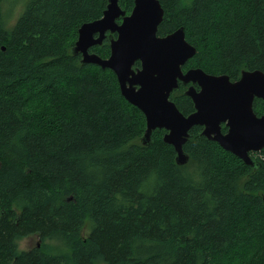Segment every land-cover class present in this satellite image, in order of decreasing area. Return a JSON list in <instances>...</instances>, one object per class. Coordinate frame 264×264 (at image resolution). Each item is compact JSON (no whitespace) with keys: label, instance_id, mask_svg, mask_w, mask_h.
Wrapping results in <instances>:
<instances>
[{"label":"trees","instance_id":"trees-1","mask_svg":"<svg viewBox=\"0 0 264 264\" xmlns=\"http://www.w3.org/2000/svg\"><path fill=\"white\" fill-rule=\"evenodd\" d=\"M7 1L0 0V264H264V149L250 153L259 165H248L201 126L184 145L185 165L164 129L144 145L145 115L123 97L116 74L72 52L82 25L101 19L108 0H26L13 25ZM134 2L119 4L130 14ZM160 2L158 36L183 27L197 49L184 71L232 81L244 70L264 72V0ZM90 52L108 58L109 38ZM186 90L180 83L171 100L189 115L195 105ZM254 110L263 115L264 100ZM30 235L68 247L20 251L18 239Z\"/></svg>","mask_w":264,"mask_h":264},{"label":"water","instance_id":"water-1","mask_svg":"<svg viewBox=\"0 0 264 264\" xmlns=\"http://www.w3.org/2000/svg\"><path fill=\"white\" fill-rule=\"evenodd\" d=\"M119 1L108 0L101 19L82 25L72 52L82 55L83 64L116 74L123 97L145 115L142 143L149 145L155 130H166L164 142L175 148L177 164L185 165L189 155L184 145L190 131L201 126L209 140L256 166L258 162L250 153L264 149V115L256 114L254 101L264 100V72L244 70L238 80L232 81L226 74L214 75L201 68L184 71L197 49L187 41L183 27L158 36L165 14L160 0H135L129 15ZM107 38L111 45L108 58L90 52ZM137 62L141 68H135ZM180 83L189 85L185 94L195 105L189 115L171 100Z\"/></svg>","mask_w":264,"mask_h":264},{"label":"rangeland","instance_id":"rangeland-1","mask_svg":"<svg viewBox=\"0 0 264 264\" xmlns=\"http://www.w3.org/2000/svg\"><path fill=\"white\" fill-rule=\"evenodd\" d=\"M25 1L26 0H16L15 2H13V0H10V3L7 1V6H9L10 10L13 9L12 10L13 15L11 16L12 20L10 21L11 25L15 24L17 22L18 18L20 17V15L22 14V12L25 8V3H26ZM120 19L122 20V18H120ZM120 19L118 21H120ZM188 87H187V89H188ZM88 225H89V221H87V224H86V228H85L86 232L89 231ZM37 245L38 246L43 245V247L49 253H53V254L61 253L64 250H66V248L68 247V243L66 241H64L63 239L56 238V237H54V238L50 237V238H46L43 240V239H41V237L39 235H30V236H26V237H20L18 239V247H19L20 251L31 249ZM98 264H102V262L98 263Z\"/></svg>","mask_w":264,"mask_h":264},{"label":"flooded vegetation","instance_id":"flooded-vegetation-1","mask_svg":"<svg viewBox=\"0 0 264 264\" xmlns=\"http://www.w3.org/2000/svg\"><path fill=\"white\" fill-rule=\"evenodd\" d=\"M139 64H140V63H139ZM135 68H141V64L138 66L137 63H136ZM188 86H189V85H188ZM188 86H187V87H188ZM197 88H198V87H197ZM226 131H227V130H226Z\"/></svg>","mask_w":264,"mask_h":264}]
</instances>
